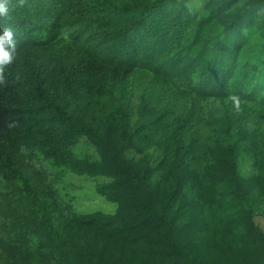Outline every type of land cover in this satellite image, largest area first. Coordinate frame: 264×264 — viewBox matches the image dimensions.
Instances as JSON below:
<instances>
[{
	"label": "trees",
	"instance_id": "trees-1",
	"mask_svg": "<svg viewBox=\"0 0 264 264\" xmlns=\"http://www.w3.org/2000/svg\"><path fill=\"white\" fill-rule=\"evenodd\" d=\"M220 2L215 12L214 0H11L10 17L0 18V30L11 27L17 44L15 61L0 72V264H33L35 250L57 264H109L92 227L137 244L143 225L159 230L152 243L171 264H205L189 258L194 240L181 241L174 219L154 209L147 167L132 168L125 157L136 146L205 168L227 148L228 182L242 199L233 174L238 158L254 145L264 151V0L234 12V0ZM252 37L262 45L248 46ZM135 94L139 113L130 126ZM81 138L101 161L74 154ZM35 158L76 176L105 177V161L113 164L115 180L97 192L120 208L83 216L80 226L68 219L54 225V193L37 184L45 173L29 171ZM119 190L130 204H120ZM190 231L193 239L204 234Z\"/></svg>",
	"mask_w": 264,
	"mask_h": 264
},
{
	"label": "rangeland",
	"instance_id": "rangeland-1",
	"mask_svg": "<svg viewBox=\"0 0 264 264\" xmlns=\"http://www.w3.org/2000/svg\"><path fill=\"white\" fill-rule=\"evenodd\" d=\"M220 1L214 0L215 12L217 8L218 12L220 10L218 5ZM195 2L199 4L201 0ZM234 2L230 12L240 9L247 0H234ZM261 13L262 11L258 10L256 15ZM247 44L251 48L262 45L258 37L250 38ZM209 105L215 108L218 103L210 102ZM128 111L132 126L138 119L139 113L137 94L131 97ZM108 140L111 148H114L113 137L109 135ZM72 150L83 160L101 161L96 146L87 138H81ZM147 158H150L149 162H146ZM171 158L170 154L165 152L132 146L125 160L132 168L137 165L147 167L142 169L147 178L144 185L150 194L154 209L159 212L165 211L174 219L181 241L190 243L194 240L193 246H197L189 251V258L205 264H258L263 260L264 240L250 232L249 224L251 221L264 236L263 149L255 145L248 147L238 158L239 165L233 174L243 193L242 199L232 193L233 189L228 182L231 158L227 148L223 149L217 160L213 159L205 168L196 167L189 162L175 163ZM105 164L108 170L105 177L76 176L65 170L47 166L41 159H33L29 171H43L46 176L45 181H37L38 186L50 188L54 193L51 204L54 225L68 219L73 220L74 225L80 226L78 219L83 216L93 213L113 215L117 212L120 208L118 202L109 201L97 192V187L113 182L117 176L114 165L107 161ZM56 174L60 178L57 183L53 178ZM118 198L120 204H130L126 191L119 190ZM143 227L144 225L134 233L145 236L144 241L137 244L122 242L123 234L109 233L101 226L92 227V230L100 234L104 247L103 258L109 264H161L155 262L161 257H164L163 260L167 264H171V258L167 255L165 257L166 250L159 244L152 243L159 236V230L142 229ZM197 228H201L204 234L197 235V238L193 239L190 230ZM236 251L240 252L242 260L238 261L239 256ZM184 254L186 255L185 250ZM32 262L57 264L60 260L46 251L35 250Z\"/></svg>",
	"mask_w": 264,
	"mask_h": 264
},
{
	"label": "clouds",
	"instance_id": "clouds-1",
	"mask_svg": "<svg viewBox=\"0 0 264 264\" xmlns=\"http://www.w3.org/2000/svg\"><path fill=\"white\" fill-rule=\"evenodd\" d=\"M11 0H0V18H8L11 14ZM11 27L0 30V72L12 64L16 59V41Z\"/></svg>",
	"mask_w": 264,
	"mask_h": 264
}]
</instances>
